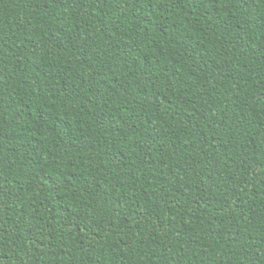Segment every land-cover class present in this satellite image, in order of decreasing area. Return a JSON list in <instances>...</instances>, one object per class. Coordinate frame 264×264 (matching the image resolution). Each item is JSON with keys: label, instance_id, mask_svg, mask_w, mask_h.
I'll return each instance as SVG.
<instances>
[{"label": "trees", "instance_id": "16d2710c", "mask_svg": "<svg viewBox=\"0 0 264 264\" xmlns=\"http://www.w3.org/2000/svg\"><path fill=\"white\" fill-rule=\"evenodd\" d=\"M0 264H264V0H0Z\"/></svg>", "mask_w": 264, "mask_h": 264}]
</instances>
